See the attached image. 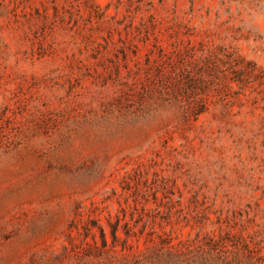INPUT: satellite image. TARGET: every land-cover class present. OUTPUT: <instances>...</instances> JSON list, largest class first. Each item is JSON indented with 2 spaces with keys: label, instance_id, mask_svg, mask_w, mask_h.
Wrapping results in <instances>:
<instances>
[{
  "label": "rangeland",
  "instance_id": "1",
  "mask_svg": "<svg viewBox=\"0 0 264 264\" xmlns=\"http://www.w3.org/2000/svg\"><path fill=\"white\" fill-rule=\"evenodd\" d=\"M0 264H264V0H0Z\"/></svg>",
  "mask_w": 264,
  "mask_h": 264
}]
</instances>
